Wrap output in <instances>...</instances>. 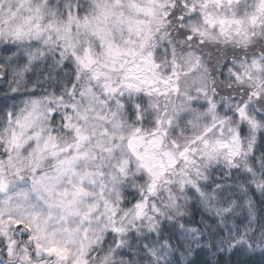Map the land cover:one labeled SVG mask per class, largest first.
Listing matches in <instances>:
<instances>
[{
    "label": "snow or ice",
    "instance_id": "6c2138e0",
    "mask_svg": "<svg viewBox=\"0 0 264 264\" xmlns=\"http://www.w3.org/2000/svg\"><path fill=\"white\" fill-rule=\"evenodd\" d=\"M0 86V264L264 255V0H0Z\"/></svg>",
    "mask_w": 264,
    "mask_h": 264
},
{
    "label": "trees",
    "instance_id": "16d2710c",
    "mask_svg": "<svg viewBox=\"0 0 264 264\" xmlns=\"http://www.w3.org/2000/svg\"><path fill=\"white\" fill-rule=\"evenodd\" d=\"M3 90V87L0 86V92ZM192 210L196 214V219H199L201 210L195 206ZM191 259L193 264H205V261H210L211 264H264V255H261L258 251L255 253L242 250L224 251L215 256H210L206 252L201 251Z\"/></svg>",
    "mask_w": 264,
    "mask_h": 264
}]
</instances>
